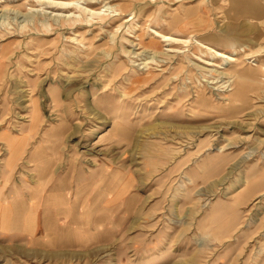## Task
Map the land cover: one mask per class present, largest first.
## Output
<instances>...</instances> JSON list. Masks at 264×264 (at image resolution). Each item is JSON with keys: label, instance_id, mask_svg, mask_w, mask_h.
<instances>
[{"label": "rangeland", "instance_id": "374dc122", "mask_svg": "<svg viewBox=\"0 0 264 264\" xmlns=\"http://www.w3.org/2000/svg\"><path fill=\"white\" fill-rule=\"evenodd\" d=\"M235 1L98 0L88 8L107 4L124 15L62 30L58 20L67 12L2 0L0 196L1 140L15 158L26 138V158L9 181L19 192L48 166L55 181L76 176L74 186L94 174L92 195L128 193L124 204L111 205L110 243L97 249L106 257L70 254L66 264H264V72L261 85L247 86L245 101H231L222 74L228 63L193 45L219 41L228 30L251 48L217 50L238 59L240 72L264 66V0L255 7ZM155 30L195 39L174 45L183 54L166 52V43L154 51ZM138 36L147 46H137ZM214 61L221 69L208 66ZM52 114L59 116L53 125ZM51 150L56 162H30ZM48 261L0 240V264Z\"/></svg>", "mask_w": 264, "mask_h": 264}, {"label": "crops", "instance_id": "0c3cea01", "mask_svg": "<svg viewBox=\"0 0 264 264\" xmlns=\"http://www.w3.org/2000/svg\"><path fill=\"white\" fill-rule=\"evenodd\" d=\"M1 141L6 148V160L2 172L4 189L0 196V240L14 247L38 251L53 264L58 259V262L68 263L73 258L70 254L77 255L74 259L79 258L78 261L87 259L88 254L91 257H106V252L97 249L110 243L109 236L115 227L114 219L110 217L111 205L114 201L124 204L128 196V193L124 194L126 188L121 189L115 200L107 189L105 193L92 195L94 174L86 178L79 177L91 182L77 181L74 186L76 176H66L60 179L61 182L55 181L57 178L52 176L51 169L46 166L41 167V172L38 170L37 181L32 186L19 192L18 187H12L9 181L26 158L28 138L24 141L20 155L15 158L8 155L9 144L3 139ZM12 142L14 144L15 140ZM13 144L10 151L15 152ZM51 152L48 155L36 154L41 158L33 160L32 157L30 162H56L58 152Z\"/></svg>", "mask_w": 264, "mask_h": 264}, {"label": "bare ground", "instance_id": "6f19581e", "mask_svg": "<svg viewBox=\"0 0 264 264\" xmlns=\"http://www.w3.org/2000/svg\"><path fill=\"white\" fill-rule=\"evenodd\" d=\"M30 1H32L33 3H37V4L40 3L41 7H43L44 5H48L51 8H54V9L56 8V9H59L60 11L62 10V12L63 11L67 12L66 16L60 17V19L58 20L60 23V24H58V27L62 28V30H66V27L68 28V26H70L71 23L76 24L78 22L83 23L84 21H86V23L90 24L95 18L103 21L108 17L116 18V17H122L124 15V10L119 9L117 6H108L107 4H105L103 6V9L100 11H95L93 9L88 8V6L94 4L98 0H62V1L61 0L60 1H57V0H30ZM241 1L242 0L235 1L237 3L235 5L236 6L240 5L239 2H241ZM253 1L254 0H243L241 3H244V4L248 3V4L253 5V7H255V3ZM0 4H2V0H0ZM45 7H47V6H45ZM77 10H78V12H80L79 15L77 14ZM107 12H109V13H107ZM50 15H52V14H50ZM131 20H133V19H130V20L128 19L126 21L127 24ZM53 26L54 25H51L50 27L52 28ZM130 29L131 28L129 26L128 31ZM222 33L224 35H223V37H220L219 41H215V39H210V38L209 39L208 38L202 39V40L194 38L195 43H193V45L195 46L196 50L199 53L207 54V55L211 56L213 58V60L214 59L215 60H221L222 62H224V65H226L228 63L229 68H225V69L222 68L224 70V73H222V74H224V75L226 74L229 76V80L225 83V84H227L225 86V88H227V91H228V88H230V87L232 88L229 91L231 93L230 94V100L231 101L236 100V102L237 101H245L247 98L246 92L248 91L247 86L249 87L250 91L251 90L253 91V88L256 89L259 85H261L263 83L262 78H261V74L264 72V66L253 65V67L251 66V67L247 68L246 70H244L243 72H240L239 68L242 65L238 63V59H236L233 55L228 56V55L224 54L223 52L218 51L217 48L221 47L223 49H228V50H231V51L236 52V53L244 51V54H245L246 53V51H245L246 46L249 48H251V47L249 45H245L244 43L240 42L239 39L233 37V34L229 33L228 30L222 31ZM194 39H191L190 41L181 40V39L176 38L174 36L165 35L159 31L155 30L152 33V42L150 43V46L154 47V49H153L154 51H156V50L158 51L157 47L162 46L166 43L167 45H164V46H170V48H168V50H166V52L176 53V55H177V54H183L181 52L182 49L179 48L180 46H174V45L189 44L190 42L192 43V41ZM138 41H139V43L137 44V46L138 45L139 46H147V45H145V42L143 40H141V38L139 36H138ZM92 45L93 44H91V46L88 47V50L92 47ZM185 47L190 48L192 46H183V48H185ZM260 52L261 51L257 52V54H260ZM188 54H189V52H188ZM251 55L252 54L246 55V56H248V58H245V59L246 60L250 59L249 56H251ZM7 56L5 55L4 57L6 58ZM208 63H210V64H208V66H211V67H217L220 69L222 67V65L216 64V61L208 62ZM103 89L104 90L102 93H106V87ZM198 98L200 99L201 97L199 96ZM203 100H204V98H202V100L200 99V102H203ZM55 116H56L55 114L50 115L51 124H52V122H58L59 121V116H58V118H56ZM92 150L93 149H88L87 157H93L94 156ZM94 152H96V153L100 152L101 153V151H95V150H94Z\"/></svg>", "mask_w": 264, "mask_h": 264}]
</instances>
